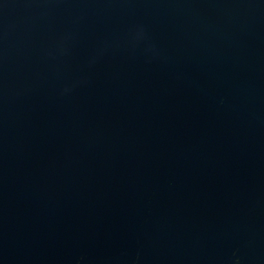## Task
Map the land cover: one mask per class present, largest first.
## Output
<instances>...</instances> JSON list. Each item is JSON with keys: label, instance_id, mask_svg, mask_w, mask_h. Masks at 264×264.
Returning a JSON list of instances; mask_svg holds the SVG:
<instances>
[{"label": "water", "instance_id": "95a60500", "mask_svg": "<svg viewBox=\"0 0 264 264\" xmlns=\"http://www.w3.org/2000/svg\"><path fill=\"white\" fill-rule=\"evenodd\" d=\"M0 264H264V0H0Z\"/></svg>", "mask_w": 264, "mask_h": 264}]
</instances>
